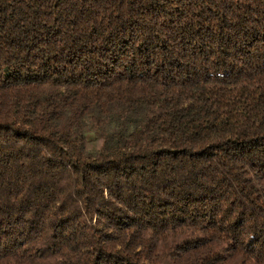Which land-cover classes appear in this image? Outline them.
<instances>
[{"label": "trees", "instance_id": "obj_1", "mask_svg": "<svg viewBox=\"0 0 264 264\" xmlns=\"http://www.w3.org/2000/svg\"><path fill=\"white\" fill-rule=\"evenodd\" d=\"M0 264H264V0H0Z\"/></svg>", "mask_w": 264, "mask_h": 264}]
</instances>
